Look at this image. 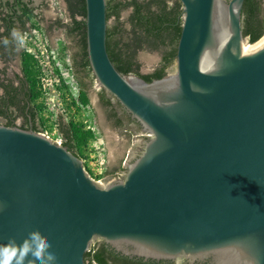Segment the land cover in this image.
<instances>
[{
	"label": "water",
	"instance_id": "1",
	"mask_svg": "<svg viewBox=\"0 0 264 264\" xmlns=\"http://www.w3.org/2000/svg\"><path fill=\"white\" fill-rule=\"evenodd\" d=\"M181 2L177 69L148 82L116 68L107 0H86L93 72L152 137L103 186L62 143L0 124V243L39 229L58 264H87L97 238L146 256L234 250L264 264V35L244 36V0Z\"/></svg>",
	"mask_w": 264,
	"mask_h": 264
},
{
	"label": "trees",
	"instance_id": "2",
	"mask_svg": "<svg viewBox=\"0 0 264 264\" xmlns=\"http://www.w3.org/2000/svg\"><path fill=\"white\" fill-rule=\"evenodd\" d=\"M32 1L8 0L4 3L3 6L7 7V12L0 18V26L6 27V31L4 33L0 32V36L5 35V39L12 42L14 41V39L10 38L12 28L22 27L26 30L27 23L38 19L39 14L36 12V7L30 6ZM65 1L71 17V20L66 24L67 30L70 35L79 37L80 59L75 61L77 72L79 68V72L82 71L91 81H94L95 77L89 61L87 47L86 0ZM128 9L131 10L128 16V22L131 27L126 29L121 17L122 12ZM183 9L181 0H107V18L110 20L114 17L117 20V24L113 27L108 26L107 30V50L116 68L124 75L134 73L148 82L166 76L169 67L177 61V47L184 21ZM242 24L244 36L250 42H256L264 35V0H244ZM146 48L162 51L163 53L161 66L148 74L140 71L141 64L137 61L138 52ZM24 65L27 78L32 87L29 91L33 93V97H31V101H26L24 105H21L22 100L17 98L16 89L10 87V85L7 86V97L2 99L0 115L7 120L5 123L7 126H15L17 117L22 116L25 123L32 122V130L42 132L43 128H40L37 124L41 116L38 109L41 111L42 105L34 104L43 95L41 68L35 54L29 51L24 53ZM56 70L65 89L62 90V101L67 105L68 109L74 108L75 111L79 109L80 112L81 106L86 107L90 104L86 84L83 81L79 82L81 91L77 99L72 95L67 84H65L59 71L60 69L56 68ZM30 92L26 93L27 96L31 95ZM102 97L104 103L112 104L111 98L107 97L104 89ZM30 102H33L35 106L25 112ZM12 104L19 107L20 112L18 114L8 111L9 105ZM69 116L70 113H68L67 117L69 120L64 115H60L57 120L59 132L64 137L62 144L76 156L86 159L88 145L96 138V133L94 130L87 128L83 121ZM117 121L120 123L121 119L117 117ZM85 167L94 178L95 176H93L87 163H85ZM110 173L113 172L106 171L97 179ZM108 249L105 243L93 244L85 254L87 264H93L94 261L99 264H109L106 258Z\"/></svg>",
	"mask_w": 264,
	"mask_h": 264
},
{
	"label": "rangeland",
	"instance_id": "3",
	"mask_svg": "<svg viewBox=\"0 0 264 264\" xmlns=\"http://www.w3.org/2000/svg\"><path fill=\"white\" fill-rule=\"evenodd\" d=\"M5 1L7 0H0L1 9H3ZM32 6L36 7V12H38L40 17V23L33 21L34 29L32 38L25 33H23V35L25 36L24 45H26L27 49L34 52L39 62L41 68V81L43 82L42 97H47V108L41 113L44 121L43 123L45 124L41 133L46 134V131H48L47 134H49L53 139H57L58 130L56 129V124L58 116L64 113V116L67 118L68 113H70L69 117H75L76 119L83 121L86 126L91 125L96 133V138L88 145V149L86 151L87 158H90L93 155H104L105 150V158H102V160H104L103 167H105L107 171L114 172V170L118 169L125 163V159L127 162L126 166L128 167L129 164H131L144 150V136L142 135L145 134V132L133 131L130 127H128L129 129L125 132L124 127H127V125H123L124 127L122 128L113 127V139H118L121 142L123 141V150L116 152L112 148H116L117 142L115 140H111V138L109 140L110 134L105 132V125L102 123L103 117L105 118V116H107V121L110 118L109 116L113 117L111 114L112 110L105 107L103 104L99 105L96 103V105H94L92 102L84 109H80V112L79 109L78 111H75L74 108L68 109L67 105H64V102L60 99V91H62L64 87L63 84H61L62 82L59 79L56 68L60 69L59 71L61 74L63 73V75H70L73 73L72 68H74V63L72 61L73 58L71 59L70 55L73 52V38L66 33L67 26H64L65 28L63 29H57L58 26L56 27V23L61 21L62 25H66L70 21L67 4L65 0H33ZM130 12V9L122 12L121 21L124 22L126 29L131 27L128 22ZM116 24L117 20L113 17L109 20L108 26L113 27ZM44 27L48 30L51 29L49 31L50 35H47V32L45 33L46 36L44 35ZM59 36L65 40L64 43L61 42V45H59L56 40ZM63 46L65 47L64 50H62ZM58 47L61 51L60 54L58 52L59 49H57ZM162 57V51L150 50L147 48L140 50L137 54V59L142 64L143 71L146 73L153 72L159 68L161 66ZM176 69L177 64L175 62L168 70H170L171 73H174ZM58 86H60L61 89H59ZM72 95L74 97H78L77 86L75 90L72 91ZM69 97L72 96L70 95ZM65 108L67 110H65ZM4 122L5 120L0 116V124H4ZM110 148L113 151L111 150L110 152ZM112 179L115 178L112 177ZM99 180L100 181L98 182L101 185H106L105 178ZM96 240L97 239L93 242Z\"/></svg>",
	"mask_w": 264,
	"mask_h": 264
},
{
	"label": "flooded vegetation",
	"instance_id": "4",
	"mask_svg": "<svg viewBox=\"0 0 264 264\" xmlns=\"http://www.w3.org/2000/svg\"><path fill=\"white\" fill-rule=\"evenodd\" d=\"M8 1V0H7ZM5 1V2H7ZM66 2V1H65ZM33 1L30 3V6H32ZM67 4V3H66ZM68 9V6H67ZM4 11V13H3ZM5 12H7V7L4 6L3 9L0 8V18L2 15L5 14ZM38 13V12H37ZM68 13L70 16V11L68 9ZM71 20V17H70ZM38 23H40V17H38L37 20H34ZM33 21H31L30 23H27V29L24 30L22 27H15L12 28V30L10 31V38L13 39L12 33L13 30L18 31L19 33L23 34H27L28 36H33V26H32ZM58 26V27H57ZM66 25H62L61 21H58L56 23V27L59 29H63L65 28ZM67 28V27H66ZM44 35L46 36V32L47 35L49 34V30L47 28L44 27ZM6 31V27L4 26H0V32L4 33ZM66 33L69 35L68 30L66 29ZM73 38V50H75V52H72L71 55V59L73 58V63H74V68L73 69V73H72V78L74 81H76V85L78 88V97L75 98H79L80 96V91H81V87H80V81H83L86 84V91L88 93V96L90 98V104L91 102L96 105H104L105 107L109 108L111 111L112 116H109V120L107 121V116H105V118L103 117L102 119V123L104 126V128L106 129L105 132L110 134L109 140L111 138V140H115L114 138V131L112 130L113 127L116 128H122L124 127L123 125H127V127H124L125 132H127V129H129L128 127L131 128V130L133 131H144L145 134H143L142 136H144V144L151 139L152 135L147 133L144 129V125L143 123L136 117L133 116L132 113H130L119 101V99L112 94L111 92L107 91L103 86H101L94 74V81H91V79H89L85 74H83L82 71L79 72V68H78V72H77V66H76V60H79V46H78V40L79 37H76L74 35H71ZM60 37V36H59ZM4 39H5V35L0 36V108L2 106V99L7 97V86L10 85V87H13L16 89V95L17 98H20L21 101V105H24L26 103V101H31V97H33V93H31L29 90L32 88L31 84L27 78L26 72H25V65H24V53L25 51H29L31 53H34L32 51H30L29 49H27L26 45H24L23 47H20L17 45L16 41H12L9 42L7 45L4 44ZM64 46L62 48V50H64ZM57 49H59V54H60V48L58 47ZM74 54H76V59H74ZM138 61V59H137ZM140 63V61H138ZM141 64V63H140ZM93 71V70H92ZM140 71L144 74H148V72H144L143 71V66L141 64V68ZM151 73V72H149ZM171 73L170 70H167V74ZM134 74V73H133ZM65 84H67L65 77L63 75V73L61 74ZM80 77V79H79ZM59 79L61 81V78L59 76ZM83 79V80H81ZM41 84L43 85V82L41 81ZM62 84V83H61ZM62 86V85H61ZM67 86L69 87V90L71 91L70 86L67 84ZM59 89H61L60 86H58ZM64 87V86H63ZM103 89L105 90L107 97L111 98V105H108L106 103H104L103 101V97H102V91ZM65 90V89H63ZM60 91V90H59ZM27 92H30L31 95L27 96ZM72 92V91H71ZM62 91H60V99L62 100ZM47 97H40L39 99H37L36 103L34 104H40L42 105L41 107V111L38 109L39 114L42 113L44 111V109L47 108ZM29 105L27 106V108L25 109V112H27V110H29L32 106H35L33 104V102L28 103ZM89 104V105H90ZM65 105V104H64ZM9 112H13L15 114H18L20 112L19 107L14 105H9L8 108ZM65 110H67L65 108ZM61 115H64V113H62ZM1 116V115H0ZM3 118V116H1ZM117 117L121 119V122L119 123L117 121ZM59 118V116H58ZM5 120L4 124L6 123V119L3 118ZM113 119V120H112ZM21 120V121H20ZM38 120V119H37ZM69 120V119H68ZM37 122V121H36ZM43 118L42 116H40V120L37 122L38 126L40 128H44L45 124L43 123ZM15 126L21 127V128H28V129H32L33 124L32 122L29 123H25L24 122V117L22 116H18L17 119L15 120ZM24 126V127H23ZM117 142L116 148H112L114 151L119 152L123 150V141L121 142L120 140H115ZM110 148V152L112 150ZM112 150V151H113ZM142 153V152H141ZM113 154V153H112ZM141 155V154H140ZM139 155V156H140ZM138 156V157H139ZM137 158V157H136ZM126 159H125V163L123 165H121L118 169L114 170L113 173H110L109 175L105 176V183L106 185H109L111 183L120 181L122 179H124L129 171V166H126ZM111 172V171H110ZM112 177H114L115 179H112ZM103 244L105 243V245L109 248L108 252L106 253V258L109 264H240V260L237 259L236 257H230L225 259V257L223 256V252L219 251V250H209V251H199V252H187V251H182L176 254H171V255H158V256H146V255H142L139 254L138 252H136V246L134 245V243L131 242H122L120 244H114L112 242L107 241V239L105 238H97V240L95 242L91 243V246H93V244ZM90 246V248H91ZM89 248V250H90ZM227 260V261H223L222 259ZM93 264H99L97 262H93Z\"/></svg>",
	"mask_w": 264,
	"mask_h": 264
},
{
	"label": "clouds",
	"instance_id": "5",
	"mask_svg": "<svg viewBox=\"0 0 264 264\" xmlns=\"http://www.w3.org/2000/svg\"><path fill=\"white\" fill-rule=\"evenodd\" d=\"M12 36L18 46H24L23 34L13 30ZM8 43L5 39L4 44ZM51 249L48 236L36 229L29 232L22 242L11 237L7 243H0V264H58V257Z\"/></svg>",
	"mask_w": 264,
	"mask_h": 264
},
{
	"label": "built area",
	"instance_id": "6",
	"mask_svg": "<svg viewBox=\"0 0 264 264\" xmlns=\"http://www.w3.org/2000/svg\"><path fill=\"white\" fill-rule=\"evenodd\" d=\"M81 107H82V109L85 108L84 106H81ZM87 128H90V129L94 130V128L91 125H88ZM56 129L58 130V137H57V139H53L49 134H47L48 131H46V134L45 135H47L48 137L52 138L53 140H55L58 143H62L64 141V137L59 132V128H58V125L57 124H56ZM102 150H104V149H102ZM105 154L106 153H105V150H104V155H102V154L93 155L90 158L83 159L84 164L85 163L88 164V167L92 171L93 176H95L94 179L97 180V181H100L99 179H103L104 177H101L99 179H97V177L103 175L107 171V169H105V167H103L104 166L103 165L104 164V160H102V158H105Z\"/></svg>",
	"mask_w": 264,
	"mask_h": 264
},
{
	"label": "crops",
	"instance_id": "7",
	"mask_svg": "<svg viewBox=\"0 0 264 264\" xmlns=\"http://www.w3.org/2000/svg\"><path fill=\"white\" fill-rule=\"evenodd\" d=\"M57 29H59V28H57ZM51 29H49V31H50ZM69 36L70 37H72L70 34H69ZM55 39V38H54ZM57 42L59 43V45H61V42H63L64 43V38H62V37H57ZM73 52H75V50L73 51ZM75 56H74V59H76V54H74ZM64 76H65V80H66V82H67V84L70 86V88H71V91H74L75 90V88H76V86L77 85H75V83H76V81H74L73 80V78H72V74H64Z\"/></svg>",
	"mask_w": 264,
	"mask_h": 264
},
{
	"label": "bare ground",
	"instance_id": "8",
	"mask_svg": "<svg viewBox=\"0 0 264 264\" xmlns=\"http://www.w3.org/2000/svg\"><path fill=\"white\" fill-rule=\"evenodd\" d=\"M218 19H219V21H221L220 16H219ZM219 32H220L219 35H220V34H223V31H219ZM263 39H264V37H263L261 40H263ZM261 40H260V41H261ZM260 41H259V42H260ZM257 43H258V42H257ZM257 43H256V44H257ZM254 45H255V44H254ZM254 45L245 46V49L250 48V47H252V46H254ZM140 251H142V250H140ZM233 252H234V250H233V251H223V256L225 257V259L230 258L231 255H234ZM221 259H222V258H221ZM225 259H224V260H225ZM222 260H223V259H222ZM224 260H223V261H224ZM225 261H227V260H225ZM227 264H228V263H227Z\"/></svg>",
	"mask_w": 264,
	"mask_h": 264
}]
</instances>
